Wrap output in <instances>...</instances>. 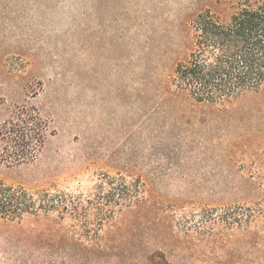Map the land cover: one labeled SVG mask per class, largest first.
I'll use <instances>...</instances> for the list:
<instances>
[{
    "label": "rangeland",
    "instance_id": "1",
    "mask_svg": "<svg viewBox=\"0 0 264 264\" xmlns=\"http://www.w3.org/2000/svg\"><path fill=\"white\" fill-rule=\"evenodd\" d=\"M197 1L0 0V122L24 104L48 128L36 159L0 161V179L85 192L105 173L144 185L142 205L101 226L0 220V264H264V213L248 226L203 218L264 193V89L225 113L161 106L176 20Z\"/></svg>",
    "mask_w": 264,
    "mask_h": 264
},
{
    "label": "trees",
    "instance_id": "2",
    "mask_svg": "<svg viewBox=\"0 0 264 264\" xmlns=\"http://www.w3.org/2000/svg\"><path fill=\"white\" fill-rule=\"evenodd\" d=\"M192 4L194 8L182 12L175 23V66L161 75V106L164 112L175 107L176 113L185 104H201L225 113L227 105L264 89V0H198ZM217 118L219 122L235 120L230 115ZM182 120L183 112L175 116V128L183 127ZM47 129L34 109L16 105L11 116L0 122V161L8 166L33 162ZM257 133L261 135L260 130ZM256 138V134L242 137L248 144ZM231 153L226 154L236 157ZM143 188L136 181L115 182L105 173L85 192H67L55 185L30 189L0 179V220L20 224L28 217L69 219L74 224L96 222L101 226L120 212L142 205L139 193ZM261 195L253 207L229 204L218 216L203 218L210 219V224L248 226L264 213ZM152 254L160 255L157 250Z\"/></svg>",
    "mask_w": 264,
    "mask_h": 264
}]
</instances>
